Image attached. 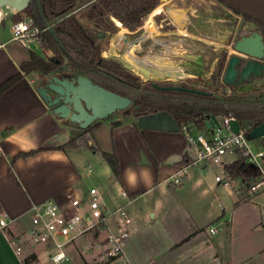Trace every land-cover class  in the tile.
Instances as JSON below:
<instances>
[{
	"label": "crops",
	"instance_id": "0c3cea01",
	"mask_svg": "<svg viewBox=\"0 0 264 264\" xmlns=\"http://www.w3.org/2000/svg\"><path fill=\"white\" fill-rule=\"evenodd\" d=\"M219 3L234 6L247 14L256 16L263 25L264 33V0H220ZM161 13L163 17L159 16ZM184 14L183 7L175 6L173 0H160L159 5L151 11L140 27L142 30L141 40L130 42L126 39L123 41L121 36H125L127 32H135L124 30L121 36H118L116 44L110 47L112 49L110 56H117L135 70H142L151 75L152 71L159 74L174 68L185 73L201 75L216 51L217 44L208 37H198L188 32L184 27ZM165 15L169 22L177 23L178 27L175 31L159 29L161 20L166 18ZM157 16L159 17L158 22ZM250 27V30H253L254 27L252 25ZM143 44H147L144 50ZM19 46L26 50H22L20 47L10 48L6 42L0 41V83L15 74L19 70V64L28 59L29 51L32 50ZM38 46L40 50H44L40 45ZM139 50L142 53L137 56L136 52ZM44 51L47 53L46 55H50L48 51ZM227 54H233V50L230 48L229 51L227 50ZM216 61L217 58L209 65V71L204 76L211 75ZM38 79L39 85H43L44 82H41L35 72L24 75L6 89L0 97V209L5 210L13 218L7 229L0 231V264H22L23 258L30 254L36 255V261L33 264H53L46 257L41 246L34 245L29 240L28 210L30 206L46 199L64 203L68 194L83 195L89 187L97 188L95 181L98 180L94 179L92 168L85 165L89 162V153L85 152L87 149L78 146L64 150L53 149L66 142L72 132L75 133L78 130L76 127L70 126L71 124L66 120L53 114L44 103L37 92L39 86L36 85V81ZM102 125L100 122L93 132L91 142H94L103 151L114 150L119 160L117 178L113 177L108 166L107 200L114 194L112 185L115 182L118 184L119 190L127 192L129 200L147 194L152 197L155 205H158L163 196L168 195L171 189H182L184 185L196 187L204 196L209 191L211 192L212 185L208 183L209 180L205 176V172L214 168L217 170L216 175L220 174L221 169L219 167L203 168L190 164L192 150L180 130L164 132L137 129L131 120L120 121L110 130V141L101 143L98 131ZM207 133L199 131L194 134ZM31 149L40 150L33 155L19 157L11 161L17 153ZM92 153L90 155H93ZM226 155H232V157L226 158ZM226 155L223 158L224 164L230 163L236 157L234 153ZM181 160L186 163H179ZM129 170L137 174L135 187H131L126 181V173ZM215 175L213 186L217 187L222 184L229 187L228 192L232 198L234 210L246 203V201H242L238 205H234L236 193L235 190H232L231 183H238V181L229 180L224 175L222 182H216ZM172 176H179L180 183L174 184ZM88 184H90L89 187ZM215 189L212 191L213 197L208 198L210 203L215 198L216 200L219 198ZM99 192L101 193L100 190ZM132 194L135 196L130 198ZM258 195L260 192L250 196L247 202ZM110 198L108 201L110 207L124 202L118 198V195ZM125 204L127 203L125 202ZM219 206L221 207L219 211L204 212L203 218L192 223L188 230L184 229L179 232L168 229L166 233L169 235L166 239H162L163 244L159 251L154 253L155 255L145 257L138 256L133 252V243L130 239L138 233L139 227L135 224V217L128 212L130 217L128 232L130 234L124 249V261L128 264H148L151 260L152 264H213L215 262V264H248L255 254L238 256L234 250L237 248L230 249L227 254L224 239H226L225 234H229L231 240L234 241L233 244L236 247L239 246L237 242L235 243V237L238 235L236 233L241 228L239 227L240 223L248 222L250 217H239V221L231 222L226 209L220 204ZM262 207L264 208V202L260 204V211H258L262 212L260 216L264 217ZM151 215L153 216V213ZM210 226L215 228L214 233L207 229ZM257 226H261L264 234V220L260 218ZM170 231L173 232V235L170 234ZM93 233L96 234V240H98L92 246L97 254H88L85 251L83 244L79 241L84 235L68 246L69 259L58 264H95L96 262V264H104L107 262L104 255L107 228ZM98 234L101 235L98 236ZM261 242L262 250L264 249V238ZM15 244L20 246L19 253L15 250ZM100 248L102 251H98ZM217 254H226L227 256L224 259ZM94 257L95 260L92 259ZM262 263L264 264V262Z\"/></svg>",
	"mask_w": 264,
	"mask_h": 264
},
{
	"label": "trees",
	"instance_id": "16d2710c",
	"mask_svg": "<svg viewBox=\"0 0 264 264\" xmlns=\"http://www.w3.org/2000/svg\"><path fill=\"white\" fill-rule=\"evenodd\" d=\"M77 3L85 7L80 16L72 12L73 6ZM159 3L160 0H29L24 10L13 13L11 19L17 21L29 16L39 27L48 25L49 27L39 35V45L49 51L50 55L29 51L28 59L19 64V70L0 83V97L6 89L31 72H35L41 82H45V78L51 75L68 77L81 75L105 89L129 98L131 100L129 107L117 113L131 115L132 124L137 129L138 116L159 110L171 114L179 126L186 124L191 132H208L206 122L210 117L217 121L224 116H232L245 129L249 140L256 141L260 147H264V135L258 139H251L248 136L252 128L264 123V94L258 92L257 87L244 92L238 88H231L230 93L217 91L229 56L226 48L219 49L214 70L209 80L204 82L208 89L177 84L206 93L158 87L174 85L171 83L144 82L116 58L103 55V44L117 32L118 27L127 31L138 30ZM224 5L239 15L243 22H250L253 30L261 34L264 42L263 25L259 18L234 6ZM156 20L159 21L158 16ZM99 124L100 120H96L84 129L71 124L70 126L76 127L78 131L72 132L66 142L53 149L64 150L78 146L97 152L109 166L113 177L117 178L119 160L114 150L103 151L91 142L93 132ZM39 150L19 152L11 161L33 155ZM179 163L186 161L181 160ZM223 170L229 180L238 181L234 205L247 201L249 197L243 196L249 185L259 180L258 168L247 162L241 151H237L235 159L224 164ZM134 196L132 194L130 198ZM34 261L36 255L30 254L23 258L22 264H33Z\"/></svg>",
	"mask_w": 264,
	"mask_h": 264
},
{
	"label": "rangeland",
	"instance_id": "374dc122",
	"mask_svg": "<svg viewBox=\"0 0 264 264\" xmlns=\"http://www.w3.org/2000/svg\"><path fill=\"white\" fill-rule=\"evenodd\" d=\"M173 4L175 6L180 5V7H183L185 13L184 27L188 32H191L198 37H208L212 42L215 41L213 43L217 44L216 51L210 59L211 62H208V65L205 67V70L202 71L203 73L201 75L187 74L182 79V81H166L163 79H155L152 77L147 78L144 74L139 73L135 69L130 70L138 75L139 78L144 82L150 81L156 84L171 83L174 85L182 83L188 84L190 86L203 87L205 89H208L204 82L209 80L210 74L209 76H204V74L208 73L210 67L209 65H211L213 60L217 58L219 49L224 47L227 48L228 51L230 48L231 50H233L232 45L234 41L239 37V35L248 33L252 24L250 22H243L242 18L239 15L235 14L229 8L220 4L216 0H173ZM84 9V5L80 6V4L77 3L73 6L72 12L77 16H80ZM0 10L3 17V23H0V41L6 42L8 44V47L10 48L20 47L15 41H12L10 39L11 32L9 30V26L12 22V9L8 6H3L0 8ZM159 16L163 17V14L161 13V15ZM165 16L166 18H163V20H161L160 22L159 29H165L166 31H175L176 27H178L177 23L169 22L167 19V15ZM82 20L85 21V19ZM124 30L125 29L118 27L117 32L103 44V53H107L109 48L112 45L116 44L118 36H121ZM141 31V28H139L133 33L127 32L125 33L124 38L130 42H134L137 40L140 41V34L142 33ZM145 45L147 44H143V50L145 48ZM29 49L42 55L47 54L44 50H40L39 46L36 45H31ZM22 50L26 49L22 48ZM141 53V50H139L138 52H136V55L140 56ZM114 57L117 58V56ZM39 83L40 81L38 79L36 81V85L41 86L39 85ZM253 86L258 88V92L264 94V77L255 79ZM117 112L118 111L110 115L108 118H105V120H100V122H102L103 124L98 131L99 141H101V143H108L110 141V130L114 128V126L118 125L120 121L131 120V115H122L118 114ZM250 141L253 150L264 149V147H260L256 141ZM85 152L89 153V157L87 155L89 162L85 165H88L92 168L93 177L95 180H98L97 182L95 181V185L101 191L106 201L108 202L111 199L110 197L114 198V195H118L119 199H122L127 203L126 209L130 213V215L135 217V224L139 227V231L131 237L130 241H132L133 243V252H135V254H137L138 256L145 257L149 255H155L154 253L158 252L159 248L163 244L162 239H166L168 237L167 235H169V233H166L168 229H173L174 231L178 230L179 232H182L184 229L188 230L191 228L192 223L203 218L204 212L208 213L209 211H219V208H221L219 206L220 204L226 209L228 216H230L231 222L235 223V221H239V217H250L248 222L246 221V223L244 224L240 223L239 227L241 228L236 233L238 235L235 237V243L237 242L239 246L236 247L233 244L234 241L233 239L231 240L229 234H225L226 239H224V245L226 248V253L228 254V252H230V249L233 250L234 248H237L234 250L238 253V256H243V254H255V256L250 259L248 264H263L262 262H264V249L261 250V241L264 238V234L262 232L261 226L257 225L260 221V218L264 220L263 215L260 216L262 212H258L260 211V204L264 202V191L260 192V195H258L257 197H253L249 202L246 201V203L242 204L240 208L234 210V206L232 205V198L228 192L229 187L222 184L217 185V187L213 186L214 175L217 170L212 168L208 169L205 172V176L209 180L208 183L212 185L211 192L209 191V193H207V195L205 196L196 187L191 185H184L182 189H171L170 193L166 196H163L159 204L155 205L152 201V197L147 194L136 196V198L132 200L121 197L122 190H119L118 184L115 182V184L112 185L114 194H112L113 196H110L107 200L106 194L109 183L108 165L99 153H92L88 150H85ZM90 153H92L93 155H90ZM225 157L231 158L232 155H226ZM231 184L232 190L234 191L238 183L232 182ZM89 185L90 184H88V187ZM214 189L217 191L219 198L217 200L215 198L214 200H212V203H210V200H208V198H211L212 191ZM262 209L264 208L262 207ZM151 213H153V216L151 215ZM207 229L209 228L207 227ZM170 234L173 235V232L170 231ZM100 235L101 234H98V236ZM79 241L83 244L85 251H87L88 254H97V252H95L92 247L98 241L96 240V234L90 232L82 237ZM99 250L102 251L101 248L98 249V251ZM123 254L124 252L115 259L106 260L107 262H105L104 264H128L124 261ZM217 255L222 256V258L227 256L226 254ZM213 258H215V256H213ZM92 259L95 260L96 258L94 257ZM92 262L95 263L96 261Z\"/></svg>",
	"mask_w": 264,
	"mask_h": 264
},
{
	"label": "built area",
	"instance_id": "2783aa9c",
	"mask_svg": "<svg viewBox=\"0 0 264 264\" xmlns=\"http://www.w3.org/2000/svg\"><path fill=\"white\" fill-rule=\"evenodd\" d=\"M3 20L0 10V23ZM120 26V24L118 23ZM49 26L39 27L34 20L27 16L20 20L12 21L9 26L11 40L19 45L29 48L31 45H39V35ZM121 39H125L121 36ZM123 41H126L123 40ZM158 43V42H157ZM111 48L104 56L111 55ZM179 69H168L159 75L163 80L182 81L186 75ZM230 93L231 88L218 83V91ZM232 116H224L220 120H212L213 126H209L207 134H194L186 124L178 125V130L183 132L189 148L192 150L190 164L195 166L219 167L220 174L215 175L216 182H222L224 178L223 158L227 153L237 154L241 151L246 161L254 164L260 178L247 188L245 196H252L264 191V149L253 150L251 141L246 137L245 129L239 125L237 133L229 126ZM226 176V175H225ZM174 184L180 183L179 176H172ZM228 179V178H227ZM121 197L128 198L126 191H121ZM28 237L32 244L41 246L44 254L53 264L69 259L67 248L78 238L94 231L107 228V236L104 243V255L107 260L115 259L124 252L129 237L128 226L130 217L125 202L110 207L98 188L91 186L83 195H67L64 203H58L54 199H46L34 203L28 210ZM13 218L0 209V231H4L12 223ZM211 233L215 232L213 226L209 227ZM15 250L20 252V246L15 244ZM151 260L148 264H152Z\"/></svg>",
	"mask_w": 264,
	"mask_h": 264
},
{
	"label": "water",
	"instance_id": "95a60500",
	"mask_svg": "<svg viewBox=\"0 0 264 264\" xmlns=\"http://www.w3.org/2000/svg\"><path fill=\"white\" fill-rule=\"evenodd\" d=\"M28 2L29 0H0V8L8 6L13 13H17L23 11ZM232 49L233 54L227 57L221 74V83L230 88H238L239 91L243 92L252 90L254 80L264 77V42L262 36L256 30L241 34L234 41ZM116 59L126 68L134 69L120 58L117 57ZM137 71L147 78L163 79L162 76L153 71L152 75L142 70ZM158 87L206 93L186 86L158 85ZM37 92L53 114L80 129L88 127L96 120L108 118L116 111L128 108L131 103L129 98L105 89L81 75L71 77L51 75L45 78L44 84L37 88ZM212 120V117L207 120L208 127L213 126ZM136 124L142 129L164 132L178 131V123L171 114L164 110L138 116ZM229 126L233 132H238L239 125L235 119L230 120ZM263 135L264 123L252 128L248 133L251 139H258Z\"/></svg>",
	"mask_w": 264,
	"mask_h": 264
},
{
	"label": "clouds",
	"instance_id": "9594fccd",
	"mask_svg": "<svg viewBox=\"0 0 264 264\" xmlns=\"http://www.w3.org/2000/svg\"><path fill=\"white\" fill-rule=\"evenodd\" d=\"M126 181L131 187H135L137 184V174L134 171L129 170L126 173Z\"/></svg>",
	"mask_w": 264,
	"mask_h": 264
},
{
	"label": "bare ground",
	"instance_id": "6f19581e",
	"mask_svg": "<svg viewBox=\"0 0 264 264\" xmlns=\"http://www.w3.org/2000/svg\"><path fill=\"white\" fill-rule=\"evenodd\" d=\"M121 42V41H120Z\"/></svg>",
	"mask_w": 264,
	"mask_h": 264
}]
</instances>
